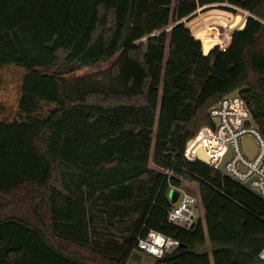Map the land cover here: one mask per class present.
<instances>
[{
  "label": "trees",
  "instance_id": "obj_1",
  "mask_svg": "<svg viewBox=\"0 0 264 264\" xmlns=\"http://www.w3.org/2000/svg\"><path fill=\"white\" fill-rule=\"evenodd\" d=\"M216 3L237 7L203 14L221 32L181 21ZM4 65L24 73L19 118L0 117V264H127L149 229L181 245L155 264H264V200L183 155L208 107L243 86L264 136V0H0ZM168 180L198 185L191 229L166 221Z\"/></svg>",
  "mask_w": 264,
  "mask_h": 264
},
{
  "label": "built area",
  "instance_id": "obj_2",
  "mask_svg": "<svg viewBox=\"0 0 264 264\" xmlns=\"http://www.w3.org/2000/svg\"><path fill=\"white\" fill-rule=\"evenodd\" d=\"M232 92L208 107L207 116L212 125H202L187 140L183 155L187 160L195 161L199 160V152L202 151L205 156L203 163L241 185L246 183L264 200V136L256 123H252L254 119L243 98ZM244 138L251 139L254 144L250 155L242 148L241 140ZM220 164L223 172L217 169ZM155 168L166 176L172 174L168 169ZM170 190L178 191L174 201L169 197ZM167 197L170 204L166 209V221L169 224L191 229L198 220L203 221L198 190L190 192L182 183L174 185L168 180ZM178 247L177 240L155 229L139 234L135 242L137 251L158 258L175 252ZM258 257L264 260V246L258 252Z\"/></svg>",
  "mask_w": 264,
  "mask_h": 264
},
{
  "label": "rangeland",
  "instance_id": "obj_3",
  "mask_svg": "<svg viewBox=\"0 0 264 264\" xmlns=\"http://www.w3.org/2000/svg\"><path fill=\"white\" fill-rule=\"evenodd\" d=\"M224 6L229 7V5L226 3L209 4V5L199 7L189 17L184 18L181 21L184 22L185 25H187L188 22L194 19L200 18L203 21L202 26L213 27L218 32H221V27H220L221 25L219 24V22L213 21L214 19L220 20V18L218 19L219 16L218 17L213 16L212 18H209V17L202 18V16L203 14H205V12H208V11H218V12L225 11L229 13L236 12V9H233L232 12L228 10H224L223 9ZM233 24L234 23L232 22L230 26H233ZM170 27L171 25L165 27L163 30L168 31ZM156 33H158V31H156L155 33H152L151 35L156 34ZM145 39L146 37L142 38V41H144ZM213 45L219 47V45L217 44H213ZM114 60L115 58L110 59V60L100 61L94 66L86 67V68L80 69L72 73H67V74H64V76L66 77H75V76L77 77L78 76L79 77V76L90 75V74H93L99 71H104L110 67V65L113 63ZM52 69L58 72L59 70L62 69V66L61 64H56ZM23 73H24L23 68L17 67L14 65H4L0 67V117L5 120L19 118V112L17 109V98H18L17 91H18L19 81ZM160 92H161V85H160L159 96H160ZM49 108L50 109L53 108V105L52 104L44 105L42 110L40 111V114H45ZM149 165L151 167H154L153 164L151 163V160H150ZM181 182L190 192H197L198 185L196 182H191L188 180H181ZM135 216H136L135 214L128 215L126 216L125 221L130 222L135 218ZM212 246L213 245L206 240L204 244L197 246L196 249L198 251H207L210 253ZM156 259L157 257L137 251L134 248L127 264H155Z\"/></svg>",
  "mask_w": 264,
  "mask_h": 264
},
{
  "label": "water",
  "instance_id": "obj_4",
  "mask_svg": "<svg viewBox=\"0 0 264 264\" xmlns=\"http://www.w3.org/2000/svg\"><path fill=\"white\" fill-rule=\"evenodd\" d=\"M229 6L232 7L233 9H236V8H237V7H234V6H231V5H229ZM240 10H241V9H240ZM245 12H247V11H245ZM247 13H248V12H247ZM248 14H249V13H248ZM238 17H239V16L236 15V19H237ZM248 17H253V16H251V15L249 14ZM248 17L245 18V19L243 20V22H242L238 27H236V28L232 31V33H233L234 31L242 30V29L245 27V25H246V22H247ZM213 46H214V45L205 44V43L201 42L202 53H203L204 55L208 54V52L210 51V49H211ZM146 48H147V44L144 43L143 50L146 51ZM245 88H246L245 86L240 87V88H238V89H235L232 93H233V94H240ZM252 123L255 124L254 121H252ZM241 145H242V148H243V150L245 151V153H246L247 155H250V154H251V151L254 150V144H253L252 140L249 139V138H244V139H242V140H241ZM199 156H200L199 160L203 162L204 158L202 157V156H203L202 151L199 152ZM217 169H218L220 172H223V171H222V166H221V164L217 167ZM226 176H227V175H226ZM227 177L229 178V176H227ZM242 187H244L246 190L250 191L252 194L258 196V194L256 193V191L252 190V189H251L246 183L242 184ZM177 196H178V191H176V190H170V192H169V197H170L171 201H174V200L177 198ZM179 246H181V245L179 244Z\"/></svg>",
  "mask_w": 264,
  "mask_h": 264
},
{
  "label": "crops",
  "instance_id": "obj_5",
  "mask_svg": "<svg viewBox=\"0 0 264 264\" xmlns=\"http://www.w3.org/2000/svg\"><path fill=\"white\" fill-rule=\"evenodd\" d=\"M217 45H219L220 49L224 50L226 48H222L221 44L220 43H216ZM141 252V251H140ZM144 253V252H143ZM147 254V253H146ZM150 255V254H149ZM152 256V255H151ZM158 258V257H157Z\"/></svg>",
  "mask_w": 264,
  "mask_h": 264
}]
</instances>
